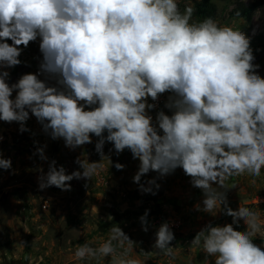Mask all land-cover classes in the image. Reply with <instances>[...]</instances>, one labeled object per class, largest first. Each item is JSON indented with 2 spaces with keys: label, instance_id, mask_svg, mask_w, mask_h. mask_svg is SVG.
<instances>
[{
  "label": "clouds",
  "instance_id": "9594fccd",
  "mask_svg": "<svg viewBox=\"0 0 264 264\" xmlns=\"http://www.w3.org/2000/svg\"><path fill=\"white\" fill-rule=\"evenodd\" d=\"M192 13L186 7L182 14L176 0H0V121L17 122L20 132L28 131L24 125L31 112L44 131L63 138L71 149L91 143L92 135L100 138L95 145L100 162L78 158L82 171L66 174L52 161L38 178L41 190H71L68 182L91 180L105 159L111 165L103 153L106 141L117 153L129 149L139 159L133 181L144 192L152 188L140 184L142 176L182 168L192 186L203 191L205 213L219 206L233 218L224 226L206 225L191 245L215 257L214 264H264V247L254 243L264 222L248 207L231 209L226 198V191L236 187L230 184L233 177L260 178L264 169V77L256 72L250 39L241 30L212 17L189 23ZM37 37L40 72L10 85L4 69L19 65L21 46ZM166 92L172 94L166 107L174 112L157 114L161 135L146 114L154 107L147 100ZM37 151L46 159L43 149ZM11 164L0 154V169ZM147 215L140 217L144 231ZM241 219L245 231L234 228ZM110 231L99 248L85 244L75 256L108 257L116 251L112 241L133 243L120 227ZM155 236L154 248L171 255L169 224H161ZM113 264L141 262L121 258Z\"/></svg>",
  "mask_w": 264,
  "mask_h": 264
},
{
  "label": "crops",
  "instance_id": "0c3cea01",
  "mask_svg": "<svg viewBox=\"0 0 264 264\" xmlns=\"http://www.w3.org/2000/svg\"><path fill=\"white\" fill-rule=\"evenodd\" d=\"M178 1L183 5L188 1L190 3L189 7L194 9V6L191 5L192 1L177 0L176 3ZM199 1L201 0H194V2ZM247 1L241 0L244 4H247ZM259 19L260 23H263L264 19ZM217 23L219 22L217 21ZM220 25H227L236 30H241L250 39V47L254 56L253 64L258 65L257 74L264 77V45L258 40L259 37L249 36L250 32L244 28L246 26L245 22L240 19H229L228 22L220 23ZM253 33L255 34L256 31ZM30 43L34 48V54L31 57L34 58V61L26 60L21 53L19 57L21 63L19 65L4 69V71L9 72L7 82L10 85L16 83L24 74H37L40 72L43 54L38 49L39 47L35 41ZM39 78L46 80L49 85H56V81L48 79L46 74H41ZM171 95L168 92L160 95L164 100V105L160 110L146 109V114L152 117V124L157 128L158 134L161 135L163 133L158 128L156 117L160 111L169 116L173 114L174 109L166 107ZM14 97L15 92L13 93ZM147 103H149V98ZM6 123L0 121V129L5 130L3 126H6ZM28 131L30 136L36 140L45 141L43 151H48L51 154L46 163L50 166L52 161H55V167L59 169L62 166L66 170V174L81 170L79 164L76 163L78 158L85 163L101 161L100 154L95 150V145L100 138L95 135H92L91 143L71 149L65 146L63 138L53 139L50 131H44L43 125L33 115L29 117ZM103 135L106 137L107 131ZM37 144H32L35 151L42 149ZM103 153L105 156L110 157L112 164L110 165L106 159L101 162L91 180L87 178L73 179L68 182L71 185V190H62L54 186L57 195H61L59 201L56 202L58 205L55 204L56 208L61 205L77 215L81 221L73 220V227L88 232L82 239L67 243L64 246L67 263L113 264L114 260L124 258L138 260L141 264H166L169 258L174 264H214L215 257L208 256L202 251L200 245H184L182 240L193 241L196 234L206 225L224 226L232 223L233 218L226 215L224 211H220L219 206L213 210L212 214L205 213L202 210L203 191L192 186L191 178L185 175L182 168L178 167L164 176L156 171H150L142 176L140 184L146 188H152L151 192H144L141 190L140 185L133 181V177L138 172L140 161L138 158H133L129 149L117 153L113 143L106 141ZM117 162L125 165L123 170L115 168L114 165ZM254 179L255 182L253 183ZM149 180H155V184L149 185L147 183ZM230 184H235L236 187L226 191L227 206L233 210H237L239 206L248 207L258 214L261 222H264V208L253 205L258 197H264V169L261 171L260 178H254L245 173L233 177ZM156 185H159V187H156ZM212 186L216 187L217 191H224L215 184ZM146 211L148 212L146 216L148 230L144 231L140 217L144 216ZM158 217L165 223L178 222L180 226L179 232H173V234H176L169 244L170 247H173L171 255H166L154 248L155 233L159 227L154 226L153 223ZM114 225L120 227L133 243L126 241L121 246L118 241L113 242L116 251L108 257L97 256L81 260L75 256L76 250L82 245L87 244L94 249L99 248L105 243L102 241L103 238L111 237L110 228ZM262 227H264V224H262ZM234 228L238 231H245L247 226L241 219L238 224L234 225Z\"/></svg>",
  "mask_w": 264,
  "mask_h": 264
},
{
  "label": "rangeland",
  "instance_id": "374dc122",
  "mask_svg": "<svg viewBox=\"0 0 264 264\" xmlns=\"http://www.w3.org/2000/svg\"><path fill=\"white\" fill-rule=\"evenodd\" d=\"M190 1L193 5L194 0ZM212 1L216 8L215 21L220 24L228 22V13L234 3L241 0ZM252 2L262 5L261 10L255 14L252 26L244 28L250 32L249 36H258L264 45V21L260 23L259 19L264 13V0H248L247 4ZM177 4L182 14L190 6L188 1L184 5L179 1ZM199 22L200 17L193 9L189 23ZM7 42L12 43L11 40ZM35 42L39 47L40 38L37 37ZM21 48L22 57L34 61L31 58L34 54L32 44ZM31 115L29 112V117ZM28 122L29 119L24 125L27 129ZM3 127L5 130L0 129V154L3 158H10L12 164L8 170L0 169V264H68L64 246L82 239L88 232L73 227V220L81 221L77 215L61 205L57 207L59 209L56 208L61 195H57L54 186L43 190L39 188L38 178L49 171L50 166L46 160L51 154L43 151L46 159H41L32 144L38 143L44 150L45 141L36 140L30 136L29 131L20 132V124L17 122L6 123ZM45 201L48 202V208L43 211L41 206ZM109 239L106 237L102 241ZM254 243L264 247V230L257 233Z\"/></svg>",
  "mask_w": 264,
  "mask_h": 264
},
{
  "label": "trees",
  "instance_id": "16d2710c",
  "mask_svg": "<svg viewBox=\"0 0 264 264\" xmlns=\"http://www.w3.org/2000/svg\"><path fill=\"white\" fill-rule=\"evenodd\" d=\"M193 6L196 14L200 17V21L205 17H212L214 20L216 19V8L210 0L193 2ZM261 6L262 5L256 4L255 2L249 4H244L241 1L235 2L228 13V18L243 20L246 26L251 27L253 18L255 14H259ZM261 17L264 18V13H262Z\"/></svg>",
  "mask_w": 264,
  "mask_h": 264
},
{
  "label": "built area",
  "instance_id": "2783aa9c",
  "mask_svg": "<svg viewBox=\"0 0 264 264\" xmlns=\"http://www.w3.org/2000/svg\"><path fill=\"white\" fill-rule=\"evenodd\" d=\"M148 104H152V105H154V107L153 108H151V110H154V111H158V110H160L162 107H163V105H164V100L159 96L158 97V99L157 100H155V101H153L150 97H149V103ZM258 200H259V203H258ZM253 205H255V206H258V207H263L264 208V197H258L255 201H254V203H253ZM47 208H48V202L47 201H45V202H43V204H42V206H41V209L43 210V211H46L47 210ZM163 223H165V222H163V220L161 219V218H156L155 220H154V226H156V227H159L161 224H163ZM167 223V222H166ZM169 224V226H170V229H171V231L172 232H179V228H180V226H179V224H178V222H172V223H168ZM175 233V234H176ZM174 234V235H175ZM177 237V236H176ZM183 241V243H184V245H189V246H191V243H192V241L191 240H182ZM166 264H174L169 258L167 259V261H166Z\"/></svg>",
  "mask_w": 264,
  "mask_h": 264
}]
</instances>
